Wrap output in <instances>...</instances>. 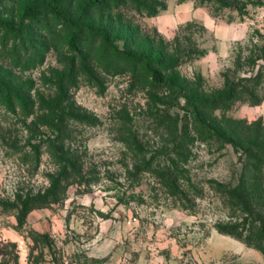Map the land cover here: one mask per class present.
<instances>
[{
    "label": "rangeland",
    "instance_id": "374dc122",
    "mask_svg": "<svg viewBox=\"0 0 264 264\" xmlns=\"http://www.w3.org/2000/svg\"><path fill=\"white\" fill-rule=\"evenodd\" d=\"M50 1L0 0V82L30 98L15 111L0 98V264H264L263 185L227 192L246 158L237 144L264 143V0H156V13L96 0L89 14L119 45L131 32V47L171 51L177 37L189 49L177 69L200 93L233 82L229 108L204 114L226 141L184 128L177 91L138 81L97 43L95 57L73 60L50 14L25 19L24 35L7 29ZM85 2L61 0L70 16ZM53 106L72 116L58 129ZM173 143L186 155L178 194L160 175Z\"/></svg>",
    "mask_w": 264,
    "mask_h": 264
},
{
    "label": "trees",
    "instance_id": "16d2710c",
    "mask_svg": "<svg viewBox=\"0 0 264 264\" xmlns=\"http://www.w3.org/2000/svg\"><path fill=\"white\" fill-rule=\"evenodd\" d=\"M117 0H108L105 2L104 8L107 10L111 7L112 2ZM131 4L139 11H146L147 13H156L159 8L165 7L159 1L156 0H129ZM201 2H212L218 6H228V0H200ZM98 1L86 0L84 7L81 11L73 16L65 13L61 0H51L47 6H39L30 4L26 6L19 16V22L17 25L12 24L10 21L6 22L7 29L13 33V35H24L27 29L25 28V19L31 17L34 14H50L59 24L61 30L63 27L67 28L69 33L66 36V43L71 51L75 53L73 60L78 61L84 59L86 56L93 58L94 45L97 43V49L104 53L106 61H114L116 67L126 68L138 81L147 83L151 86H163L170 89L173 92L178 93L185 100L184 102V115L188 118L185 120L186 124L184 128L191 125L192 132L195 133H208L210 136L214 135L218 138L225 140L226 138L220 131L214 127L211 123L212 119L206 117L204 114H212L215 110L224 109L226 102L234 99V83L228 84L227 94H213L208 96L203 94L200 88L192 81L191 78L182 74L177 66L183 61L189 54V49L180 48L179 41L171 42L174 44V48L171 51L165 50L163 44L148 45L146 48H140L135 42L133 47L128 45L127 39L131 43V32L128 33L119 45L110 33L109 27L106 24L94 25L93 22L88 20L90 11H94L98 8ZM103 8V9H104ZM88 11V12H87ZM0 86H7L0 82ZM205 97H204V96ZM251 95V93L249 94ZM211 97V98H209ZM0 98L4 99V105L8 110L15 111L16 104L23 110H26L28 105L29 94L13 93V89L4 87L0 90ZM55 106L52 107L51 113L54 120L48 122L49 125L58 129L59 122L64 118L72 117L68 114H63L64 110H58L56 112ZM207 111V112H202ZM75 117V116H74ZM214 120V119H212ZM235 120V119H234ZM258 139V137H255ZM186 138L180 139L179 142ZM250 142L248 144L238 145L241 148L242 153L246 156L243 162V172L240 174V185L231 187L227 190L228 195L234 197L239 192L237 191L240 186L249 187L250 190L253 186L263 185L264 190V143ZM228 143L236 144L232 139L228 138ZM178 144L173 143L171 147V153L168 154V163L165 165V169H161L160 175L163 178V183L170 187L171 192L174 189V193L178 194L179 179L178 174V162L186 160L183 150H180ZM38 153V152H37ZM59 152H55L57 155ZM60 156V154H59ZM248 166L249 170H246ZM67 170L66 167H62ZM246 170V171H245ZM252 171V172H251ZM243 188V187H242ZM249 200V199H248ZM243 202H248L243 200ZM248 211L251 210V205H247ZM233 228V227H232ZM224 230V229H222ZM228 231V230H225ZM234 230L228 232L233 233ZM235 233V232H234ZM240 235V232H238ZM255 245L264 253V247L261 243L254 242Z\"/></svg>",
    "mask_w": 264,
    "mask_h": 264
},
{
    "label": "built area",
    "instance_id": "2783aa9c",
    "mask_svg": "<svg viewBox=\"0 0 264 264\" xmlns=\"http://www.w3.org/2000/svg\"><path fill=\"white\" fill-rule=\"evenodd\" d=\"M97 264H121V263L118 262V261H116V262H113V263H107V262H105V263H97Z\"/></svg>",
    "mask_w": 264,
    "mask_h": 264
}]
</instances>
